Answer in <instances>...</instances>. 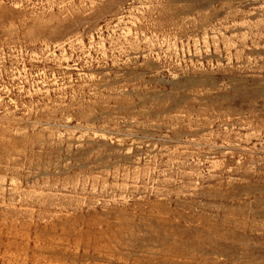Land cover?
<instances>
[{"label":"rangeland","instance_id":"obj_1","mask_svg":"<svg viewBox=\"0 0 264 264\" xmlns=\"http://www.w3.org/2000/svg\"><path fill=\"white\" fill-rule=\"evenodd\" d=\"M0 264H264V0H0Z\"/></svg>","mask_w":264,"mask_h":264}]
</instances>
